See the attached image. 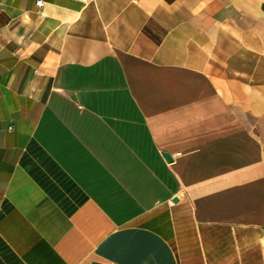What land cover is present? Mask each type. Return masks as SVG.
Wrapping results in <instances>:
<instances>
[{"label": "crops", "instance_id": "1", "mask_svg": "<svg viewBox=\"0 0 264 264\" xmlns=\"http://www.w3.org/2000/svg\"><path fill=\"white\" fill-rule=\"evenodd\" d=\"M36 1L0 0V264H264V0Z\"/></svg>", "mask_w": 264, "mask_h": 264}, {"label": "rangeland", "instance_id": "2", "mask_svg": "<svg viewBox=\"0 0 264 264\" xmlns=\"http://www.w3.org/2000/svg\"><path fill=\"white\" fill-rule=\"evenodd\" d=\"M118 196H119V201L115 204H111V208H112V211H115L117 213V215L119 213L127 212V215H124L123 217L118 216L119 220L121 219L122 221H125V222L133 220L130 218L131 217L130 213L133 210H136L134 212H137L141 209L142 205H143V208H146V207H151L155 203L154 200H150L147 202L144 200L139 201L140 199L138 198V196H136L135 192L130 189H126V187L124 186H121L119 188ZM151 196L152 195L150 194V198Z\"/></svg>", "mask_w": 264, "mask_h": 264}, {"label": "water", "instance_id": "3", "mask_svg": "<svg viewBox=\"0 0 264 264\" xmlns=\"http://www.w3.org/2000/svg\"><path fill=\"white\" fill-rule=\"evenodd\" d=\"M162 155H163V157L165 158V160H166L167 162H171V161H172V157L170 156L169 153H167V152H162ZM176 201H177V197H174V198H173V202H176Z\"/></svg>", "mask_w": 264, "mask_h": 264}, {"label": "built area", "instance_id": "4", "mask_svg": "<svg viewBox=\"0 0 264 264\" xmlns=\"http://www.w3.org/2000/svg\"><path fill=\"white\" fill-rule=\"evenodd\" d=\"M36 4H37V5H41V1H40V0H37V1H36Z\"/></svg>", "mask_w": 264, "mask_h": 264}]
</instances>
